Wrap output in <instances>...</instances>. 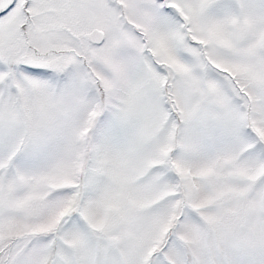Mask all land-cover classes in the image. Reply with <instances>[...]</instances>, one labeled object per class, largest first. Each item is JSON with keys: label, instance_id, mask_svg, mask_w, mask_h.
Here are the masks:
<instances>
[{"label": "snow or ice", "instance_id": "obj_1", "mask_svg": "<svg viewBox=\"0 0 264 264\" xmlns=\"http://www.w3.org/2000/svg\"><path fill=\"white\" fill-rule=\"evenodd\" d=\"M0 264H264V0H0Z\"/></svg>", "mask_w": 264, "mask_h": 264}]
</instances>
